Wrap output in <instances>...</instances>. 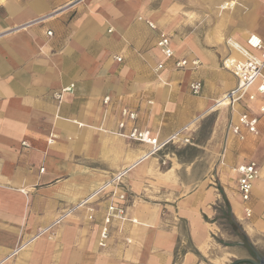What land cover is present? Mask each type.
<instances>
[{
  "label": "crops",
  "instance_id": "obj_1",
  "mask_svg": "<svg viewBox=\"0 0 264 264\" xmlns=\"http://www.w3.org/2000/svg\"><path fill=\"white\" fill-rule=\"evenodd\" d=\"M225 1L0 0V264H207L208 254L217 260L222 247L250 234L264 199L256 135L240 139L229 130L238 150L235 180L239 164L255 161L262 171L244 203L237 184L228 188L218 175L216 186L213 174H195L203 158L182 157L185 144L149 154L151 145L120 135L118 127L126 107L159 142L188 126L194 142L185 149L205 148L197 138L201 126L237 85L221 59H242L245 49L258 53L248 46L250 34L264 40V0L225 9L229 47L221 35H208L205 6L219 10ZM161 33L171 39V59L157 46ZM176 59L201 63L180 69ZM195 80L203 82L199 95L190 90ZM232 107L234 122L246 111ZM222 112L213 115V138ZM125 167L131 169L124 204L137 223L114 221L100 246L107 196L88 205L92 219L89 207H80L38 234Z\"/></svg>",
  "mask_w": 264,
  "mask_h": 264
},
{
  "label": "built area",
  "instance_id": "obj_2",
  "mask_svg": "<svg viewBox=\"0 0 264 264\" xmlns=\"http://www.w3.org/2000/svg\"><path fill=\"white\" fill-rule=\"evenodd\" d=\"M244 0H226L224 5H221V9H231L233 6L239 5ZM151 27L155 25L151 21H147ZM51 33V32H50ZM249 48L258 53L251 52L249 50H244L246 53L244 58L240 59L232 55H227L222 60V65L225 69L232 72L237 78V85L234 89L229 91L225 98L228 99L227 104H235L240 100H256L259 97L264 98V40L255 35L249 36L247 39ZM157 46L166 57V59H171L175 57V52L171 48V39L166 33H161L157 42ZM118 60H121L118 57ZM200 60L194 59L192 61L188 59H176L175 64L177 68L185 69H197L200 65ZM162 64L158 65L156 68L161 69ZM73 85L67 86L62 89L64 91H70ZM190 90L194 95H199L203 91V82L201 80H195L190 83ZM105 102L109 101V97H105ZM260 113H264V104L260 107ZM122 120L119 122V134L136 140L139 143L149 144L152 149L149 154H156L162 150L166 145L170 143L175 144H187L191 141V136L189 134L190 128L188 126L176 131L171 135L166 141L159 142L158 138L153 137L149 130L140 129L136 120L138 118V113L129 108H123L121 110ZM259 115L251 114L248 111L241 113L237 120L231 122L229 126L230 132L240 139H244L245 132L258 135L259 130ZM128 122L129 129L127 127ZM131 167H125L121 170L115 172L108 181L103 183L98 189L91 193L88 197L83 199L78 204L68 208L63 213H61L55 222L47 228L41 229L38 234H43L50 232L52 227L60 224L64 221L72 212L80 207H89L93 201L96 199H101L103 197L110 196L112 201L107 207L104 215L103 223L101 225L98 244L100 246L106 245L107 241L111 235V225L114 221H131L137 223L136 218H130L127 213V208L125 206V201L127 200V188L125 187V179L130 171ZM237 172V187L238 193L244 203H248L254 191V182L260 176L261 169L255 161H250L246 163L239 164L236 168ZM264 202V199H263ZM91 211L89 217L93 218V208L89 207ZM245 214L247 217L252 215V208L248 205L245 206Z\"/></svg>",
  "mask_w": 264,
  "mask_h": 264
},
{
  "label": "rangeland",
  "instance_id": "obj_3",
  "mask_svg": "<svg viewBox=\"0 0 264 264\" xmlns=\"http://www.w3.org/2000/svg\"><path fill=\"white\" fill-rule=\"evenodd\" d=\"M220 4V3H219ZM239 6L236 5L233 10H238ZM221 11V12H220ZM230 12L231 10H225V9H214L209 6H205V13H206V21H205V26H206V32L211 33L213 35H221L222 36V45L224 47H229L227 42L229 39V32H230V26L231 22L229 20H223L225 19V13ZM242 13H244L245 9L242 7L240 9ZM238 12L240 15L241 12ZM222 14L221 18H219L216 14ZM240 16H238L239 18ZM241 19L239 18V21ZM245 23L249 22L251 23L252 21L250 19L244 20ZM241 30V27L237 29V33L239 34ZM234 31H232L233 33ZM209 35V34H208ZM256 35V34H253ZM251 36V34L249 35ZM258 36V35H257ZM249 38V37H248ZM227 39V40H226ZM239 38L236 37V42ZM226 41V43H225ZM244 46V45H243ZM246 46V45H245ZM225 57L221 59V66L222 65V60ZM229 71V70H228ZM235 76V75H234ZM244 101H248V103L251 105L250 108H247L246 103ZM264 104V98L259 97L256 100H240L236 102L233 105H236L237 111H248L251 114H257L259 115L260 121H259V130L260 133L257 136V143L261 147L260 154L255 158V161H258L260 164L264 165V113H260V107L261 105ZM232 104H223L219 105L218 107V112L223 111L221 114L222 116V126L219 131V134H216L215 138L212 136V129H213V124L215 117L213 116L214 114L217 113V111L210 112L212 113L210 116H208L205 119V124L201 126V131L199 132L197 138L205 143L204 149H200L197 151L196 149L191 150V149H185L187 145H192L194 142L193 136L191 137V141L185 145L180 146L182 149L181 156L184 158H192L196 154H199L203 160L199 161L198 165L195 167V174L201 175L203 171H206L209 174H213L214 178L213 181L216 183V186H219V181H218V175H221L223 183L228 187L233 190H236V180L234 176V172L232 171L235 162L237 160V148L235 145H232V139L231 136L229 137V126L232 118L234 115H237V113H232L233 106ZM244 109V110H243ZM233 112H236L234 110ZM239 116V115H238ZM180 145V144H178ZM233 146V147H232ZM188 147V146H187ZM185 149V150H184ZM215 163V165H213ZM213 165V167H211ZM262 172V171H261ZM261 177L260 176L258 178ZM262 215H261V220L259 222H253L252 223V229L250 228V234H247L248 238L247 240L251 242L252 247L248 245V241L245 239L243 236L242 243L239 242L237 245H233L232 248H224L222 247L221 250L218 253L217 260L214 259L213 256L208 254V258L211 259L208 260L206 258V263L207 264H232L236 262L239 259H243L246 257L252 258V259H257L256 258V252H258L260 255L264 256V202L262 201ZM254 215H256L255 211L252 209V215L249 217L250 219L254 218ZM208 220V218H206ZM256 251V252H255ZM215 263H214V262ZM244 264H249V263H244Z\"/></svg>",
  "mask_w": 264,
  "mask_h": 264
},
{
  "label": "water",
  "instance_id": "obj_4",
  "mask_svg": "<svg viewBox=\"0 0 264 264\" xmlns=\"http://www.w3.org/2000/svg\"><path fill=\"white\" fill-rule=\"evenodd\" d=\"M256 252V251H255ZM257 259H251V258H243L239 259L236 262L232 264H244V263H249V264H264V256H261L258 252H256Z\"/></svg>",
  "mask_w": 264,
  "mask_h": 264
},
{
  "label": "trees",
  "instance_id": "obj_5",
  "mask_svg": "<svg viewBox=\"0 0 264 264\" xmlns=\"http://www.w3.org/2000/svg\"><path fill=\"white\" fill-rule=\"evenodd\" d=\"M222 194H223V196H224V198H225V200H226V203L228 204L229 202L227 201V198H226V196H225L224 191H222ZM228 205H229V204H228ZM229 215H230L231 218H233V214L231 213V211H230V214H229ZM243 236H244L245 239L247 240L248 237H247L245 234H243ZM247 241H248V240H247ZM247 243H248V245H249L250 247H252V244H251L250 241H248Z\"/></svg>",
  "mask_w": 264,
  "mask_h": 264
},
{
  "label": "bare ground",
  "instance_id": "obj_6",
  "mask_svg": "<svg viewBox=\"0 0 264 264\" xmlns=\"http://www.w3.org/2000/svg\"><path fill=\"white\" fill-rule=\"evenodd\" d=\"M225 4V3H224ZM223 4V5H224ZM233 7H235V6H233ZM232 9V8H231ZM256 36V35H255ZM257 37V36H256ZM229 101H228V99L227 98H223V99H221L218 103H217V105H223V104H226V103H228ZM235 201V200H234ZM236 208H237V206H236Z\"/></svg>",
  "mask_w": 264,
  "mask_h": 264
},
{
  "label": "flooded vegetation",
  "instance_id": "obj_7",
  "mask_svg": "<svg viewBox=\"0 0 264 264\" xmlns=\"http://www.w3.org/2000/svg\"><path fill=\"white\" fill-rule=\"evenodd\" d=\"M262 256V255H261ZM246 258H249V257H246ZM256 258H257V256H256ZM252 259V258H251ZM254 260H256V259H254Z\"/></svg>",
  "mask_w": 264,
  "mask_h": 264
}]
</instances>
